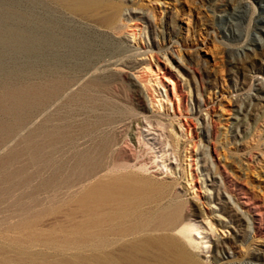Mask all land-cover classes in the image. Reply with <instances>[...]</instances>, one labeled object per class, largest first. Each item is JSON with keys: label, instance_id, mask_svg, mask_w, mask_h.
I'll list each match as a JSON object with an SVG mask.
<instances>
[{"label": "rangeland", "instance_id": "374dc122", "mask_svg": "<svg viewBox=\"0 0 264 264\" xmlns=\"http://www.w3.org/2000/svg\"><path fill=\"white\" fill-rule=\"evenodd\" d=\"M41 1L0 0V246L7 248L0 264L74 260L71 250L37 245L17 257L5 239L18 236L11 227L19 219L61 206L77 189L71 158L97 133L134 142L132 118L150 122L148 147L108 156L154 166L159 134L168 133L189 211L222 243L206 264H264V0H113L120 11L107 26L53 10L51 0L41 9ZM110 12L102 7L99 18ZM42 14L58 21L56 47L39 45ZM60 82L66 86L42 104L38 90ZM102 116L115 123L80 129ZM61 210L34 228L64 222Z\"/></svg>", "mask_w": 264, "mask_h": 264}, {"label": "bare ground", "instance_id": "6f19581e", "mask_svg": "<svg viewBox=\"0 0 264 264\" xmlns=\"http://www.w3.org/2000/svg\"><path fill=\"white\" fill-rule=\"evenodd\" d=\"M44 7L42 0L41 9ZM102 7L110 8L111 12L99 18ZM51 8L64 10L83 20L93 19L105 26L111 24L120 11V5L113 0H51ZM58 28L56 19L47 22L45 15H41L39 45L42 49L48 41L53 47L59 45ZM137 64V61L129 63V69H136ZM60 83L49 92L38 90L42 104L66 86V83ZM254 88L260 90L257 86ZM136 101L141 110H146L142 92ZM203 121L211 125L207 117H203ZM113 123L115 121L108 116L96 117L80 129L83 132L95 131L100 125ZM126 126L135 130L134 142L127 135L116 136L107 131L103 136L97 133L94 139H90L89 147L73 154L69 175L77 189L61 199V206L67 210L64 222L46 231H37L34 227L40 216L62 213L61 206L43 207L32 216L19 219L11 227L18 236L5 239L6 246L16 249L17 257L26 252L24 249L37 245L59 253L73 251V261L71 258V262L62 261V258L49 264L210 263L212 254L218 252L222 243L202 214L189 211L187 203L190 198L187 197L186 185L181 181L182 175H177L180 161L170 135L164 131L159 134L164 143L158 161L156 157L152 161L154 166L147 163L118 164L113 156H108L110 151L111 155L116 152L133 154L142 144L148 147L144 129L150 127L149 121L132 118ZM187 128L189 131V126ZM55 136L63 138L59 134ZM209 167L212 169V165ZM205 181H209L208 174L203 183ZM5 248L0 246V256ZM15 264L23 262L18 260Z\"/></svg>", "mask_w": 264, "mask_h": 264}]
</instances>
